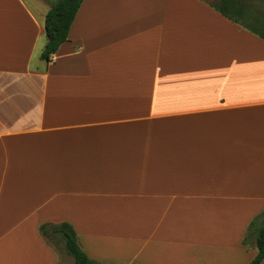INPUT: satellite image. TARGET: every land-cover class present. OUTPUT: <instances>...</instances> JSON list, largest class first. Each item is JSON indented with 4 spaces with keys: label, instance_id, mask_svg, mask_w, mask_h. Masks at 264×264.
<instances>
[{
    "label": "crops",
    "instance_id": "crops-1",
    "mask_svg": "<svg viewBox=\"0 0 264 264\" xmlns=\"http://www.w3.org/2000/svg\"><path fill=\"white\" fill-rule=\"evenodd\" d=\"M51 2L0 0V264H64L63 223L98 264H250L264 39L210 0H84L45 60Z\"/></svg>",
    "mask_w": 264,
    "mask_h": 264
},
{
    "label": "trees",
    "instance_id": "trees-1",
    "mask_svg": "<svg viewBox=\"0 0 264 264\" xmlns=\"http://www.w3.org/2000/svg\"><path fill=\"white\" fill-rule=\"evenodd\" d=\"M84 0H59L46 15L45 31L47 44L42 53V58L50 60L56 54L63 43L69 38L71 26ZM223 16L236 23L243 24L242 16L246 13L241 0H220L213 6ZM250 19L260 21V17ZM246 25V24H245ZM246 27L255 35L264 39V35ZM42 235L50 241L57 238L64 244L65 250L73 258L75 264H98L92 260L81 248L74 228L67 223L56 226H43ZM255 239L258 254L250 264H261L264 261V212L260 214L250 226V237ZM249 237V235H248ZM248 243V238L244 244Z\"/></svg>",
    "mask_w": 264,
    "mask_h": 264
},
{
    "label": "rangeland",
    "instance_id": "rangeland-1",
    "mask_svg": "<svg viewBox=\"0 0 264 264\" xmlns=\"http://www.w3.org/2000/svg\"><path fill=\"white\" fill-rule=\"evenodd\" d=\"M59 0H54L51 2V7L56 4ZM242 6L245 8L246 13L242 16V21L251 29L261 33L264 35V0H241ZM211 2V0H210ZM219 2V0H214L211 3ZM48 3V2H47ZM51 9V8H50ZM250 15L253 17H260V21L250 19ZM53 240L52 242L55 243V246L58 248L59 253L61 254V261L64 264H74V260L72 257L68 255L65 250L64 244L60 241Z\"/></svg>",
    "mask_w": 264,
    "mask_h": 264
},
{
    "label": "built area",
    "instance_id": "built-area-1",
    "mask_svg": "<svg viewBox=\"0 0 264 264\" xmlns=\"http://www.w3.org/2000/svg\"><path fill=\"white\" fill-rule=\"evenodd\" d=\"M50 60H54V57H53V55L51 56Z\"/></svg>",
    "mask_w": 264,
    "mask_h": 264
}]
</instances>
